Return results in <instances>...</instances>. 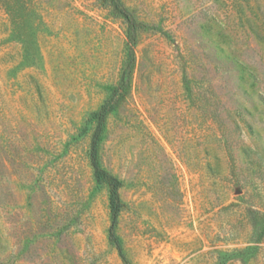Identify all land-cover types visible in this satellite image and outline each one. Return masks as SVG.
Masks as SVG:
<instances>
[{
  "label": "rangeland",
  "instance_id": "374dc122",
  "mask_svg": "<svg viewBox=\"0 0 264 264\" xmlns=\"http://www.w3.org/2000/svg\"><path fill=\"white\" fill-rule=\"evenodd\" d=\"M121 1L145 24L102 149L126 257L264 264V0ZM11 2L32 27L25 49L0 0V264H126L79 127L127 24L104 0Z\"/></svg>",
  "mask_w": 264,
  "mask_h": 264
},
{
  "label": "trees",
  "instance_id": "16d2710c",
  "mask_svg": "<svg viewBox=\"0 0 264 264\" xmlns=\"http://www.w3.org/2000/svg\"><path fill=\"white\" fill-rule=\"evenodd\" d=\"M3 1L6 2L9 11L13 15L12 23L14 34L24 43L26 49L28 44L27 36L32 27L30 24V18L27 17L24 12L18 15L17 11L12 6L11 0ZM104 3L113 7L114 12L119 14L127 24L124 61L117 83L108 85L106 88L107 95L100 106L96 109L90 110L85 115L82 124L79 127V136H91L88 157L93 169V179L96 184L105 185L110 188L112 224L109 229V241L117 248L125 263L132 264L126 257L124 247L116 232L118 216L122 210V203L118 198L117 192L120 180L112 175L104 165L102 149L110 132L111 116L117 113L119 107L126 101L132 87L133 74L136 66L135 47L138 44L140 34L145 29V24L142 21H139L133 12L123 5L121 0H104ZM30 12L35 13L33 10H30ZM4 160L6 161L7 159L5 158ZM6 166V163L2 164L4 169L0 172L2 177H7L8 175L5 170L7 168ZM34 187L35 183L31 185L32 189ZM2 204L3 206H7L9 202L6 201Z\"/></svg>",
  "mask_w": 264,
  "mask_h": 264
}]
</instances>
